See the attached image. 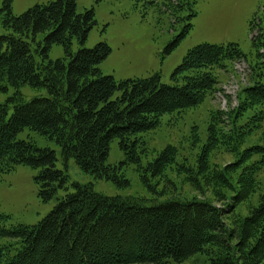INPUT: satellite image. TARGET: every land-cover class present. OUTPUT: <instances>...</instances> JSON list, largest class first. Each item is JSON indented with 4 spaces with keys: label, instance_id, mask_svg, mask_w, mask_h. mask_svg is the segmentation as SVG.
I'll use <instances>...</instances> for the list:
<instances>
[{
    "label": "trees",
    "instance_id": "1",
    "mask_svg": "<svg viewBox=\"0 0 264 264\" xmlns=\"http://www.w3.org/2000/svg\"><path fill=\"white\" fill-rule=\"evenodd\" d=\"M180 2L186 4L180 0L176 5L171 3L176 13ZM11 3L3 0L0 8L5 30L0 36V91L9 87L15 91L0 104V179L17 165H26L39 170L35 179L43 200L52 199L58 189L65 194L37 224L0 227L1 236L20 243L15 253L6 246L0 248V264H166L170 260L183 262L196 253H207L212 264H264V194L248 215L235 219L233 226L224 219L259 187L257 175L264 170V132L255 137L260 142L242 146L261 128L264 114L259 106L264 103V84L241 89L238 106L223 112L230 122L226 131L219 128L222 112L211 114L196 168L185 159L178 162L177 148L167 145L140 175L147 185V179L178 162L191 185L200 188V176L205 177L210 170L209 152L222 146L234 155V162L211 173L208 181L235 187L233 173L240 169L237 191L226 209L194 196L165 201L109 197L94 191L91 184L77 182L69 191L67 174L56 169L55 152L18 139V133L28 128L54 140L65 162L72 158L95 178L127 187L124 163H107L111 141L118 140L128 163H138V136L158 127L164 114L196 107L213 93L218 84L214 69H225L228 62L244 58L238 45L194 46L171 73V84L162 83L158 73L118 82L99 69L110 47L105 42L90 49L84 46L97 23L93 8L78 13L77 0H55L37 3L16 16ZM178 21L175 16L174 22ZM191 27V23L183 26L168 52ZM260 36L252 38L253 47L257 48ZM73 39L80 45L75 52ZM54 44L63 46L64 58H49ZM23 85L44 90L46 96L25 101L20 93ZM249 111L252 113L246 116ZM4 217L0 214V219Z\"/></svg>",
    "mask_w": 264,
    "mask_h": 264
},
{
    "label": "rangeland",
    "instance_id": "2",
    "mask_svg": "<svg viewBox=\"0 0 264 264\" xmlns=\"http://www.w3.org/2000/svg\"><path fill=\"white\" fill-rule=\"evenodd\" d=\"M55 0H12L11 10L14 15H20L37 3H47ZM190 4L196 12L194 17L187 19L192 24L191 29L180 39L179 43L167 51V47L181 33L185 17L191 13L188 6L180 7L176 13L173 9L177 0H77L76 10L82 13L85 9H94L96 25L90 30L84 43L85 48H93L99 42H105L111 49L109 55L99 64V69L104 75H112L116 81L125 79L145 78L158 73L161 82L171 84V73L182 62L184 56L194 46L200 43L229 44L235 43L245 55L244 60L227 63L223 70L214 69L218 84L213 93L198 106L181 113L164 114L158 127L144 132L138 136L140 152L138 163H128V156L122 152L118 140L110 143L107 163L122 166L129 186L118 187L112 181L97 179L81 170L74 159L64 161L61 148L45 136L28 128L18 133V139L31 140L38 147L49 148L56 155V169L68 176L67 187L73 191V182L91 184L94 191L105 196H132L133 200L142 197L144 200L165 201L171 197L179 199L192 196L202 200H211L214 205L226 209L231 205V197L237 191L236 178L239 171L233 173L232 181L235 187L226 183L208 181L211 173L223 170L225 166L233 163L234 155L222 146L209 152L210 170L205 177L200 176L201 187L191 185L184 170L180 169L178 162H185L196 168V160L207 140V126L211 121V114L215 111L222 112V123L219 128L226 131L230 128L229 119H225L223 112L233 110L238 106L241 89L249 85L264 84V45L261 50H256L251 41L249 22L256 11L257 18L261 19L264 27V0H180ZM3 0H0V8ZM181 4V2H180ZM188 8V10H187ZM175 16L182 18L174 22ZM259 24V23H256ZM5 30L0 21V36ZM261 30L255 27L252 32L254 38L259 36ZM40 39V38H39ZM79 44L72 40V51H77ZM262 53L261 55H258ZM65 52L62 45L54 44L49 51V58L56 60L64 58ZM20 93L25 101L36 96H46L44 90H35L28 85L20 88ZM15 91L9 87L8 91H0V104L8 101ZM117 96V94L115 95ZM263 110L264 103L259 106ZM12 109H9V114ZM252 112L249 111L246 116ZM219 115V116H220ZM222 129H220L222 131ZM196 131V132H195ZM264 132V117L258 132L243 144L242 148L258 143L261 132ZM197 134L198 138H196ZM167 145L177 148L174 165L168 167L163 174L147 179L143 185L140 175L145 174V166L152 162L157 154ZM180 169V170H178ZM39 170L26 165H17L16 168L4 173L0 179V214L5 217L0 219V227L11 229L17 225L37 224L45 218L65 194L63 189H58L55 196L45 201L39 195V184L35 177ZM204 181V182H203ZM259 187L256 193L224 219L230 227L235 224L236 218L248 215L251 208L256 206L258 198L264 194V170L257 175ZM221 195L217 196L216 193ZM233 209V208H232ZM15 239L0 235V248L6 246L15 253L20 247ZM166 264H212L207 253H196L183 262L177 263L170 260Z\"/></svg>",
    "mask_w": 264,
    "mask_h": 264
}]
</instances>
